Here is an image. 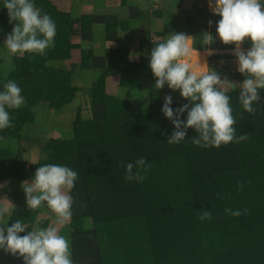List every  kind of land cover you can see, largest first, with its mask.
<instances>
[{"label": "trees", "instance_id": "obj_1", "mask_svg": "<svg viewBox=\"0 0 264 264\" xmlns=\"http://www.w3.org/2000/svg\"><path fill=\"white\" fill-rule=\"evenodd\" d=\"M160 1L108 0L105 8L107 0H35L57 26L45 55H15L2 46L14 22L0 4V88L15 80L25 97L21 108L9 110L14 126L0 130V205L9 208L0 224L22 219L27 230L58 226L71 241L73 264H264V90L249 113L239 101L244 75L220 69L236 135L247 139L202 148L189 128L179 144L167 143L174 125L161 111L164 97L173 96V107L188 101L167 85L154 88L148 67L154 43L175 31L191 34L199 48L217 50L214 59L235 58L236 44L216 34L220 16L207 0L186 7L185 0ZM204 31L214 35L209 45L201 44ZM41 115L63 134H34V124L45 121ZM140 157L151 165L145 179L127 180L122 162ZM45 163L79 174L65 224L41 215L53 213L46 202L34 210L26 204L22 182ZM203 211L211 218L201 220ZM0 264L24 262L0 250Z\"/></svg>", "mask_w": 264, "mask_h": 264}, {"label": "clouds", "instance_id": "obj_2", "mask_svg": "<svg viewBox=\"0 0 264 264\" xmlns=\"http://www.w3.org/2000/svg\"><path fill=\"white\" fill-rule=\"evenodd\" d=\"M209 11L220 16L216 21V34L224 44L235 42L233 54L238 61V71L245 79L240 82L239 101L243 108L255 112L254 102L261 100L264 90V0H208ZM6 7L9 22H14L12 31L6 36L3 47L11 54L24 53L45 55L46 49L54 46L57 26L48 13H42L35 0H0ZM209 24L212 21L209 20ZM201 44L209 45L214 35L203 32ZM191 35V34H189ZM175 31L165 40L154 43L149 58L155 79V89L165 85L173 91L179 90L187 103L173 107L171 94L164 97L162 113L172 122L174 128L167 143L179 144L187 137V130L193 128L197 135L191 136L192 143L202 148L220 147L229 142L239 143L248 134L236 135V119L232 114L230 96L219 87L224 80L217 69L203 63L192 62L191 36ZM250 37L251 47L245 51L241 44ZM206 50L212 55L211 49ZM25 103L22 88L15 80H8L0 88V130L14 126L10 109H19ZM187 113L186 117L184 114ZM125 178L141 182L151 165L145 157L134 162H122ZM78 172L66 164L45 163L40 165L33 177L22 182L28 208L34 210L46 202L55 213L58 224H65L71 217L73 196L70 190L75 186ZM240 215V210L232 211ZM9 212L6 205H0V217ZM211 218L210 211H203L200 219ZM22 219L13 223L0 224V250L23 259L24 264H73L71 241L59 233L55 226L38 230H27ZM20 235V233H24Z\"/></svg>", "mask_w": 264, "mask_h": 264}, {"label": "rangeland", "instance_id": "obj_3", "mask_svg": "<svg viewBox=\"0 0 264 264\" xmlns=\"http://www.w3.org/2000/svg\"><path fill=\"white\" fill-rule=\"evenodd\" d=\"M123 1V0H122ZM125 2H126V0H124ZM158 2H156V3H158L157 4V6H161V1L160 0H157ZM191 3H192V1L191 0H185L184 2H183V5H182V7H186V6H190L191 5ZM111 4V6H115V3H110ZM131 3L130 2H128L126 5H124L122 8H121V10H126V9H128V6L130 5ZM108 5H109V3H108V0H107V3H105V8H107L108 7ZM120 5V4H119ZM68 6V5H67ZM96 7V6H95ZM80 10L81 9H79L78 10V12H80ZM126 14V13H125ZM126 15H128V14H126ZM160 21L163 23L164 21H163V19L161 18L160 19ZM201 29H204V26H200V30ZM189 36H191L190 38H191V41H192V47H193V51H198V50H200V51H202V52H206V50H201V48H199L195 43H194V36L193 35H189ZM125 38L127 39V40H129V39H131V36L129 37V35H127V34H125ZM157 38V37H156ZM245 40H249L248 38H246ZM137 44V42L136 41H134L133 43H132V46H134V45H136ZM212 51H213V53L214 52H217V50L215 51L214 49H211ZM207 53V52H206ZM204 54V53H203ZM199 55H201V54H199ZM205 55V54H204ZM192 56H193V54H192ZM205 56H207V58H208V60H207V63H208V65L210 66V67H212V65H213V63L216 65L217 64V62H218V60H216V59H214V58H212L211 57V55H205ZM193 58V57H192ZM205 59H206V57L205 58H201L200 60H199V62H201V61H205ZM195 60V59H194ZM193 62V61H192ZM198 62V63H199ZM196 63V62H195ZM81 78V77H80ZM79 81H81V79H79ZM226 86V85H225ZM117 88V82L115 81V80H111L110 82L108 81V89L111 91V92H113V91H115V89ZM47 115V114H46ZM46 115H44L43 117H42V115H41V119H43L44 118V120L45 121H38L36 124H34L35 125V128H36V130L33 132L34 134H36V135H39V136H60V134H63V133H60V131H61V129H59L58 127H59V125H56L53 121H50L49 119H47V118H45V116ZM38 153H39V147L38 146H35L34 148H33V150H32V152H31V156H32V158L34 159V158H36L37 156H38ZM9 192H7V191H4V196L3 197H5V199L8 201V202H12V196L10 195V194H8ZM0 195H1V187H0ZM41 215L43 216V215H48V217H51L53 220H56V215H55V213L53 212V213H50V212H46V211H43V213H41ZM56 227H58V226H56Z\"/></svg>", "mask_w": 264, "mask_h": 264}, {"label": "crops", "instance_id": "obj_4", "mask_svg": "<svg viewBox=\"0 0 264 264\" xmlns=\"http://www.w3.org/2000/svg\"><path fill=\"white\" fill-rule=\"evenodd\" d=\"M262 10H264V9H262ZM243 43H246V45L243 46ZM243 43L241 44V46H243L242 48L245 51H247L248 48L251 47V42L249 40H247L246 42H243ZM203 53L205 55L207 54L206 52H201V55L200 56L203 57V58L206 57L205 60L207 61L208 58ZM212 55H211V57H212ZM216 60H218L217 64L215 65L213 63L212 67H214L217 70L219 69L218 71H220V69L221 70H224V71H235V70H238V61H237V58L236 57L235 58H220V59H216ZM203 62H205V61H203Z\"/></svg>", "mask_w": 264, "mask_h": 264}, {"label": "bare ground", "instance_id": "obj_5", "mask_svg": "<svg viewBox=\"0 0 264 264\" xmlns=\"http://www.w3.org/2000/svg\"><path fill=\"white\" fill-rule=\"evenodd\" d=\"M201 52L202 51H200V50H198L197 52L195 51V54H194V56H192L193 58H192V61L195 63H198L199 62V60L201 59V58H203V57H201L199 54H201ZM195 59V60H194ZM203 61H201V63H202ZM200 63V62H199Z\"/></svg>", "mask_w": 264, "mask_h": 264}, {"label": "built area", "instance_id": "obj_6", "mask_svg": "<svg viewBox=\"0 0 264 264\" xmlns=\"http://www.w3.org/2000/svg\"><path fill=\"white\" fill-rule=\"evenodd\" d=\"M207 5L209 6V2H208V0H207ZM209 8H210V6H209ZM210 10H211V8H210ZM212 11V10H211Z\"/></svg>", "mask_w": 264, "mask_h": 264}]
</instances>
